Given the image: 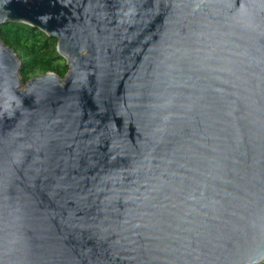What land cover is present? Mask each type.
<instances>
[{
    "label": "water",
    "instance_id": "water-1",
    "mask_svg": "<svg viewBox=\"0 0 264 264\" xmlns=\"http://www.w3.org/2000/svg\"><path fill=\"white\" fill-rule=\"evenodd\" d=\"M0 264H264V0H0Z\"/></svg>",
    "mask_w": 264,
    "mask_h": 264
},
{
    "label": "trees",
    "instance_id": "trees-1",
    "mask_svg": "<svg viewBox=\"0 0 264 264\" xmlns=\"http://www.w3.org/2000/svg\"><path fill=\"white\" fill-rule=\"evenodd\" d=\"M0 38L18 53L21 76L26 83L31 75L55 72L64 77L69 70L67 59L57 49V39L24 22L2 25Z\"/></svg>",
    "mask_w": 264,
    "mask_h": 264
},
{
    "label": "rangeland",
    "instance_id": "rangeland-1",
    "mask_svg": "<svg viewBox=\"0 0 264 264\" xmlns=\"http://www.w3.org/2000/svg\"><path fill=\"white\" fill-rule=\"evenodd\" d=\"M43 74H45V73L33 74V75L30 76L29 79H31V78H33V77H35V76H37V75H43ZM29 79H28V80H29ZM23 87L25 88V82H24V81H23Z\"/></svg>",
    "mask_w": 264,
    "mask_h": 264
}]
</instances>
